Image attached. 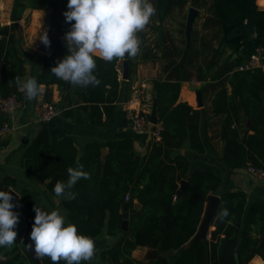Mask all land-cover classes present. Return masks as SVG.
Instances as JSON below:
<instances>
[{
    "label": "trees",
    "instance_id": "16d2710c",
    "mask_svg": "<svg viewBox=\"0 0 264 264\" xmlns=\"http://www.w3.org/2000/svg\"><path fill=\"white\" fill-rule=\"evenodd\" d=\"M159 24L176 9H183L189 0H157ZM264 3V0H262ZM67 0H14L11 23H0V97L18 92L16 78L25 73V60L19 52V23L27 8L53 9V17L61 19L66 11ZM65 8V9H64ZM248 16V0H214L212 17L204 24L208 29L216 24L222 33L219 47L213 49L214 60L229 49L231 54L224 60L223 68L211 75L217 83L209 84L215 90L212 110L222 116L220 136L224 143L222 160L231 167L238 168L251 164L264 170V118L250 125L251 132L244 131L245 119L253 118L262 108L261 93L264 92V69H243L255 48L242 55L239 51L246 46L248 35L234 34L244 24ZM153 20V19H152ZM154 25H158L153 20ZM255 46L264 48V9L254 8ZM70 29L64 25L55 26L53 34L64 36ZM141 37V31L137 32ZM66 40L53 44L45 58L38 84H57L65 99L78 96L90 108L92 121L101 123L105 115L110 118L121 98V80L116 69L122 58L104 61L95 57L94 74L100 80L97 86L88 85L77 93L75 86L58 79L50 68L67 53ZM184 49L179 50V59H170L165 69L170 70L168 78L182 75L196 54L190 46L184 57ZM170 47L164 48L163 55H173ZM238 55L231 59L232 55ZM183 55V57H182ZM130 70L133 57L129 58ZM199 68V66H198ZM159 121L163 126L160 141L151 140L148 151L140 156L134 150L133 140H114L106 146L91 141L80 151L75 141L60 132L41 131L27 144L23 156V166L36 179L47 182L51 194L57 181H67V168L82 165L90 173L88 179L81 178L70 191L74 199L64 200L61 205L67 220L77 227L80 234L91 238L98 236L106 227L110 235L122 234L117 242L104 250L101 256L107 264H144L132 257V252L147 246L164 252L179 250L173 264H248L254 256L264 260V200L248 204L244 191L221 190L222 178L209 169L190 173L191 161L184 154L172 155L186 139L198 153L204 151L200 139L199 120L201 111L187 102H178L179 83L156 82ZM230 87V90H229ZM90 104V105H86ZM108 147L104 153L103 148ZM182 181H188L183 196L170 208ZM12 176L0 177V190L16 186ZM130 196L128 210L129 228L122 230V209L126 196ZM210 195L220 196V204L211 223L207 244L197 240L189 244L196 234L205 206ZM13 209L19 213L16 225V241L9 247H0V264H35L28 248L27 234L30 233L28 218L33 207L30 189L19 190V197ZM50 212L46 205H39ZM223 209L228 210L222 216ZM33 215V222H34ZM41 264H53L49 257H41ZM58 264H66L60 260ZM81 264H88L82 261ZM147 264H170L165 256L159 255Z\"/></svg>",
    "mask_w": 264,
    "mask_h": 264
},
{
    "label": "crops",
    "instance_id": "0c3cea01",
    "mask_svg": "<svg viewBox=\"0 0 264 264\" xmlns=\"http://www.w3.org/2000/svg\"><path fill=\"white\" fill-rule=\"evenodd\" d=\"M13 2L14 0H0L1 24L11 23ZM213 3L214 0H189L185 8H176L163 21V24H159V17L154 12L148 24L140 30L143 35L139 37L136 34L140 42L139 51L133 57L134 63L128 79L120 78L121 98L115 103L116 108L114 113L108 119L103 115L101 123H94L92 121L91 109L84 108L85 104L80 101L77 95L71 101L65 99L57 84L49 86L39 84L41 92L31 101L27 100L18 88L17 93L22 103L21 107L10 117L11 132L0 137V177L12 176L16 179V186L10 189L15 190L18 193V197L20 189L28 188L31 190L33 194V207L28 218L30 231L35 213L34 205L37 207L39 205H46L50 211L58 209L60 214L65 216L61 203L67 199L51 194L47 188L46 181L41 182L26 171L23 166V156L27 144H30L44 130L50 133L60 131L70 136L80 151L91 141L106 146L107 143L114 140L131 138L136 154L143 156L148 151L149 142L154 139L149 133H139L132 128L125 117V108L134 90L139 85H146L147 91L152 95L153 100H155L157 95L156 82L179 83L178 102H187L194 109L201 111L199 133L204 151L198 153L191 148L189 139H186L179 149L172 152V155L181 153L189 158L191 161L190 173L200 169L214 171L222 178V191H244L247 194L248 204L256 200H264L263 179L250 174L247 165L231 168L222 160L224 148V143L220 136L222 116L213 113L212 99L216 89L208 85L217 83L220 80H212L211 75L221 71L224 60L231 54V51L228 49L218 59L217 64L213 67L209 66L214 60L213 49L219 47L222 39V33L217 24L215 28L211 29L204 26L206 19L210 16L212 17ZM255 6L264 9L262 0H248L247 19L243 25L234 31V34L245 33L248 35L246 46L238 53L241 55L248 49L257 47L255 46L256 33L254 26ZM191 9L196 10V15L191 23L190 38H188L187 27L189 25L188 21ZM48 13L49 9L27 8L22 18L18 20V48L25 60L26 68L20 80L34 77L38 81V76L42 72L45 58L50 54L52 45L59 40H63L62 37L64 36L54 37L52 31L54 25H64L65 20L62 21V19L58 20V18L53 17V12V23L51 26L53 39H49L50 43L47 46L39 40L43 33L42 27L46 25ZM152 19L158 24L157 26L153 24ZM189 39L191 40L190 46L193 44V48H196V54L192 58V62L189 63L187 70L184 73L183 71L181 72L185 77H180L181 79H179L176 75L173 78H168L170 70L165 69L166 63L170 59H179V50L184 49L183 54L189 50ZM166 47L172 49L173 55H163L164 48ZM238 54L234 53L231 59L235 58ZM121 61L123 62V60ZM44 102H51L58 109L57 114L48 121L38 118L39 107ZM156 115L157 121H159L158 107ZM252 124V118L246 117L244 131L251 132L249 128ZM103 151L107 153L108 147H104ZM127 211L129 228L130 213L129 210ZM123 212L124 210L122 209V215ZM66 222L70 223L67 218ZM212 229L213 227L210 224L205 234L200 238L205 244H207L210 238ZM121 235V233L110 235L105 227L98 236L93 238L96 250L91 260L87 261L88 264H107L103 260L101 253L104 250H109ZM196 239L197 236H194L191 241L193 242ZM179 253L180 251L176 249L159 252L147 246H140L132 252V257L138 262L147 264L159 255H162L167 258L170 264H173ZM248 264H264V260L261 256L256 255Z\"/></svg>",
    "mask_w": 264,
    "mask_h": 264
},
{
    "label": "clouds",
    "instance_id": "9594fccd",
    "mask_svg": "<svg viewBox=\"0 0 264 264\" xmlns=\"http://www.w3.org/2000/svg\"><path fill=\"white\" fill-rule=\"evenodd\" d=\"M65 21L70 29L64 33L67 53L58 59L50 71L58 78L77 87L97 86L100 80L94 74L95 57L104 61L134 57L139 51L137 32L142 30L155 12L152 0H67ZM46 46L50 41L43 31L39 38ZM16 83L29 101L36 98L41 88L34 77L16 78ZM67 181H57L53 187L56 197L74 199L70 191L81 178L90 173L83 166L67 168ZM9 190H0V247H9L17 237L19 213ZM34 222L29 233V247L37 258L49 257L53 264L64 260L66 264L89 261L95 253L93 238L80 234L77 227L66 222L58 209L50 212L34 205ZM222 216L228 215L223 209Z\"/></svg>",
    "mask_w": 264,
    "mask_h": 264
},
{
    "label": "built area",
    "instance_id": "2783aa9c",
    "mask_svg": "<svg viewBox=\"0 0 264 264\" xmlns=\"http://www.w3.org/2000/svg\"><path fill=\"white\" fill-rule=\"evenodd\" d=\"M264 68V48L257 46L243 69ZM116 69L119 77L123 76V62L119 61ZM154 98L147 91L146 85H139L127 102L125 108V117L129 121L132 128L139 133H149L155 141H160L162 137L163 126L160 121L153 123L150 120L151 109ZM21 100L18 93H13L7 97H0V137L11 132L12 125L10 123L11 115L21 107ZM58 112L56 106L51 102H44L39 107L38 118L43 121L50 120ZM248 172L255 177L264 180V170L251 164L247 165ZM126 201L130 200L127 195Z\"/></svg>",
    "mask_w": 264,
    "mask_h": 264
},
{
    "label": "water",
    "instance_id": "95a60500",
    "mask_svg": "<svg viewBox=\"0 0 264 264\" xmlns=\"http://www.w3.org/2000/svg\"><path fill=\"white\" fill-rule=\"evenodd\" d=\"M152 2H153V5L155 7V13L158 15V8H157V3L158 2H157V0H152ZM52 12H53V9L52 8L49 9V13L47 15L46 25H45L46 29H47L46 33H47L49 39H53V37H52L53 34L51 32ZM195 15H196V10L195 9H191L190 16H189V21H188L189 25L187 27V35H188L187 37L188 38H190V30H191V25H192L191 23L194 20ZM53 36L56 37L55 35H53ZM62 39L64 40L65 38L62 37ZM59 41H62V40H59ZM59 41H57V42H59ZM190 44H191V40L189 39V47H190ZM187 52H188V50L185 51L184 57L187 55ZM129 58L130 57L126 55L124 57V59H123V67H124L123 76H122L123 79H128V77H129V73H130V61H129ZM85 88L86 87L77 86V87H75V91L77 93H80ZM156 97H157V95H156ZM261 97H262V101H263V106L260 109V111L252 118L253 124L257 123L258 121H260L261 119L264 118V92L261 93ZM199 100H201V99H199ZM156 114H157V100L155 99L154 102H153V105H152V112H151V115H150V120L153 123L157 122V115ZM188 185H189L188 181H182L181 186H180V188H179V190L177 192V195L175 196V199H174L173 203L169 206L170 208H173L178 203V201L183 196L184 191L188 187ZM9 191L11 192V194L13 196V202L16 203V201L18 199V193L15 190H13V189H10ZM219 204H220V196H218V195H210L208 197V201L206 203L204 214L202 216L199 228H198L196 234L194 235V236H197V239L195 241L201 240L200 238L202 237L203 234H205V232L207 231L209 225L213 222L214 218L216 217V214H217V211H218V208H219ZM123 210H124V212H123V215H122L123 220H122L121 228H122V230H127L128 229V211H127L128 210V203L127 202L124 204ZM27 239H28V248H29V251L31 253L32 258L35 261V264H41L40 258H37L36 255L33 253L32 249L29 247V245L31 244V240L29 238V233L27 234ZM191 240H190L189 244L195 242V241L192 242Z\"/></svg>",
    "mask_w": 264,
    "mask_h": 264
},
{
    "label": "rangeland",
    "instance_id": "374dc122",
    "mask_svg": "<svg viewBox=\"0 0 264 264\" xmlns=\"http://www.w3.org/2000/svg\"><path fill=\"white\" fill-rule=\"evenodd\" d=\"M64 9H65V8H64ZM66 10H67V9H66ZM64 18H65L64 15H62V18H61L62 21L65 20ZM52 23H53V18H52ZM42 30L46 32V30H47V29H46V26L43 25Z\"/></svg>",
    "mask_w": 264,
    "mask_h": 264
}]
</instances>
